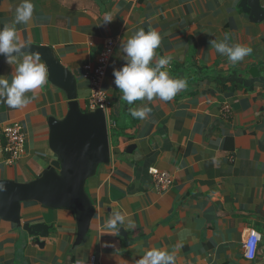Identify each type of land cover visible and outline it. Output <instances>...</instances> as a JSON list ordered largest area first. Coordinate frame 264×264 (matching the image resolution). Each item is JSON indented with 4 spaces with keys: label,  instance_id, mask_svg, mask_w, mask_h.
Returning a JSON list of instances; mask_svg holds the SVG:
<instances>
[{
    "label": "crops",
    "instance_id": "crops-1",
    "mask_svg": "<svg viewBox=\"0 0 264 264\" xmlns=\"http://www.w3.org/2000/svg\"><path fill=\"white\" fill-rule=\"evenodd\" d=\"M249 1L264 10V0H32V21L16 25L21 40L54 49L76 76L83 107L91 91L86 67L96 65L107 38L117 40L103 82L112 158L87 181L95 215L81 243L72 209L27 202L23 222L51 225L49 235L37 238L0 217V264H135L150 248L174 251L177 264H264V16L250 14ZM20 3L0 0V28L13 23ZM107 15L113 20L102 23ZM141 28L161 34L157 56H171L170 76L187 80L170 101L128 105L115 87L113 70L125 63L121 41ZM225 35L251 54L233 64L216 53L210 42ZM13 70L5 61L0 76L11 80ZM26 95L34 98L22 109L0 101V181L33 180L57 158L49 122L67 114V92L48 74ZM144 105L152 109L146 120L130 115ZM13 122L23 127L25 153L8 164L3 127ZM151 168L172 175L168 190L155 188ZM115 211L132 226L107 229ZM249 239L258 241L255 259L246 254Z\"/></svg>",
    "mask_w": 264,
    "mask_h": 264
},
{
    "label": "water",
    "instance_id": "water-1",
    "mask_svg": "<svg viewBox=\"0 0 264 264\" xmlns=\"http://www.w3.org/2000/svg\"><path fill=\"white\" fill-rule=\"evenodd\" d=\"M243 7L256 18L264 16L258 1H249ZM24 50L39 53L47 65L49 80L63 88L69 98V110L62 119L52 117L50 147L57 158L33 180L0 181V217L22 227L30 235L46 237L51 225L43 222L31 224L22 220V206L38 202L49 208L72 209L78 225L77 243L86 237L95 215L94 201L87 192V181L94 177L101 165L112 158L111 131L108 116L102 109L86 111L78 98V80L74 73L58 59L48 45L32 44ZM0 60V72L5 62ZM252 72L254 77H260ZM264 87V78H261Z\"/></svg>",
    "mask_w": 264,
    "mask_h": 264
},
{
    "label": "clouds",
    "instance_id": "clouds-1",
    "mask_svg": "<svg viewBox=\"0 0 264 264\" xmlns=\"http://www.w3.org/2000/svg\"><path fill=\"white\" fill-rule=\"evenodd\" d=\"M34 9L32 0H21L15 9L13 23L0 28V56L5 57L6 63L14 66L11 80L0 76V101L13 109H22L30 104L34 97H29L26 93H34L46 84L48 78V69L41 62V55L27 54L24 49L29 44L21 40L16 28L18 24H28L32 21ZM112 20V16L107 15L102 23L106 24ZM161 43L162 36L158 31H145L143 28L135 31L126 41H121L125 63L121 68L113 70V76L115 87L122 92L120 99L128 105L135 101L151 102L154 98L167 102L186 89V79L173 78L167 71L173 58L167 55L157 56L156 49ZM210 43L216 53L227 57L233 64L243 61L252 52L247 45L231 44L227 35ZM151 111V107L147 105L129 108L130 115L140 120H146ZM104 224L107 229L119 232L121 226L125 229V225L131 227L132 221L123 212L115 211ZM135 264H177V257L174 251L150 248L145 250Z\"/></svg>",
    "mask_w": 264,
    "mask_h": 264
},
{
    "label": "built area",
    "instance_id": "built-area-1",
    "mask_svg": "<svg viewBox=\"0 0 264 264\" xmlns=\"http://www.w3.org/2000/svg\"><path fill=\"white\" fill-rule=\"evenodd\" d=\"M116 45L117 40L115 38H107L96 65H88L86 67L85 77L91 83L90 95L84 106L86 111L102 109L108 116L111 100L103 89V82ZM223 110V113L227 115L231 111L230 105L224 104ZM3 133L5 140L1 149L7 154L6 162L15 164L25 153L26 136L23 127L19 122H13L3 127ZM151 173L153 184L157 190L165 191L171 187L173 177L169 172L151 168ZM246 250L247 257L255 259L258 253V241L249 239L246 243Z\"/></svg>",
    "mask_w": 264,
    "mask_h": 264
},
{
    "label": "trees",
    "instance_id": "trees-1",
    "mask_svg": "<svg viewBox=\"0 0 264 264\" xmlns=\"http://www.w3.org/2000/svg\"><path fill=\"white\" fill-rule=\"evenodd\" d=\"M239 80V79H238Z\"/></svg>",
    "mask_w": 264,
    "mask_h": 264
}]
</instances>
